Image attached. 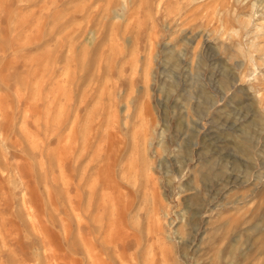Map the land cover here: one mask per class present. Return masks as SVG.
<instances>
[{
	"label": "rangeland",
	"instance_id": "rangeland-1",
	"mask_svg": "<svg viewBox=\"0 0 264 264\" xmlns=\"http://www.w3.org/2000/svg\"><path fill=\"white\" fill-rule=\"evenodd\" d=\"M263 29L264 0H0V264H264Z\"/></svg>",
	"mask_w": 264,
	"mask_h": 264
},
{
	"label": "bare ground",
	"instance_id": "bare-ground-1",
	"mask_svg": "<svg viewBox=\"0 0 264 264\" xmlns=\"http://www.w3.org/2000/svg\"><path fill=\"white\" fill-rule=\"evenodd\" d=\"M261 34L264 35V29L262 30ZM225 83H226V82H225ZM231 87H233V86H231ZM231 89H232V88H231ZM164 258H165V257H164Z\"/></svg>",
	"mask_w": 264,
	"mask_h": 264
}]
</instances>
